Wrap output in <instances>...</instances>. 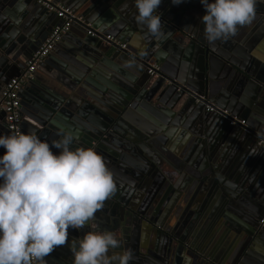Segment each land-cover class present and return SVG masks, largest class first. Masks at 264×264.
I'll return each mask as SVG.
<instances>
[{
  "label": "water",
  "instance_id": "95a60500",
  "mask_svg": "<svg viewBox=\"0 0 264 264\" xmlns=\"http://www.w3.org/2000/svg\"><path fill=\"white\" fill-rule=\"evenodd\" d=\"M57 1L86 21L74 52L83 60L67 57L42 86L35 74L36 117L23 118V127L31 123L50 144L61 128L71 131V148H94L116 191L91 222L69 228L46 264H73L71 242L93 230L117 233L121 247L114 251L130 249V264H184V253L190 264H264V0L251 23L214 43L204 35L200 0H162L155 36L137 22L134 0ZM17 2L30 9L23 28L42 14L56 17L35 0ZM6 50L0 44V55ZM200 95L248 126L233 128L208 113Z\"/></svg>",
  "mask_w": 264,
  "mask_h": 264
},
{
  "label": "clouds",
  "instance_id": "9594fccd",
  "mask_svg": "<svg viewBox=\"0 0 264 264\" xmlns=\"http://www.w3.org/2000/svg\"><path fill=\"white\" fill-rule=\"evenodd\" d=\"M162 0H134L136 20L152 35L161 31L156 9ZM185 0H171L179 5ZM257 0H200L209 43L234 36L251 23ZM50 144L36 134L0 135V264H46L45 257L68 241V230L91 222L116 191L111 171L92 147L71 148L76 136L60 129ZM52 148L58 149L54 154ZM112 231H89L73 240V264H130L133 252ZM111 252V254H110ZM184 264L191 258L182 254Z\"/></svg>",
  "mask_w": 264,
  "mask_h": 264
},
{
  "label": "crops",
  "instance_id": "0c3cea01",
  "mask_svg": "<svg viewBox=\"0 0 264 264\" xmlns=\"http://www.w3.org/2000/svg\"><path fill=\"white\" fill-rule=\"evenodd\" d=\"M58 2L65 6L60 1ZM20 4L21 3H18L17 0H0V44L7 49L6 51H8L6 57L3 56L4 54L0 55V111H2L0 114V135H8L6 114L3 110H1V90L11 79L18 78L22 75L26 69L27 62L31 59L30 57L33 55L37 46L41 45L50 36L52 29H54L61 22L57 17L47 13L36 17V19L31 22V26L23 28L20 24L22 21L21 17L25 13L27 16V13L30 12V9L29 7H20ZM76 14L80 17H83L77 12ZM84 33L85 32L81 27L74 26L73 29L64 37V40L60 43V45H58V47L51 54L54 60L48 57V60H46L42 66L39 67L36 75H38L40 78L38 80V84H40V86H42L41 82L46 81L47 75L54 72L57 66L63 62H68L66 61V59H68L67 57H74L76 59L82 58L81 61L83 60L82 55H79V53L78 55L74 54V52L80 49L78 45L80 44L81 36L84 35ZM32 84H27L22 90L21 94L24 113L26 111V114H24L23 118H26L27 121L35 120L36 116L32 113V109H34V104L37 102V100L34 95L39 94L40 96V92L35 89L39 87H37L36 84V86ZM28 123L26 124L28 126V129L26 128L28 130L27 132L34 130L33 125ZM26 129H24V133L26 132ZM35 131L37 132L36 128ZM49 131L50 133H54L52 130ZM177 147L178 145H176V148ZM0 148L2 149V154H4L5 149L2 147ZM177 151H179V149H177ZM173 157H179V155L175 153L173 154ZM161 159H163L162 155ZM164 169L171 175V177H175V175L178 174V172H176V170L172 167H165ZM262 171L263 170H261L259 174H261ZM260 187L264 189V183H262Z\"/></svg>",
  "mask_w": 264,
  "mask_h": 264
},
{
  "label": "built area",
  "instance_id": "2783aa9c",
  "mask_svg": "<svg viewBox=\"0 0 264 264\" xmlns=\"http://www.w3.org/2000/svg\"><path fill=\"white\" fill-rule=\"evenodd\" d=\"M38 5L43 7L47 12L56 14L61 21L51 32L50 36L45 40L41 47L32 55L27 62L26 69L18 78L11 79L2 89V108L7 118V130L13 132H24L23 114H22V90L24 87L34 80L35 74L45 60L53 53V51L64 40V37L78 25L84 28L86 21L83 17L78 16L72 9L61 5L57 0H35ZM89 28L92 26L87 24ZM88 36H95L92 30H87ZM106 41L114 42L123 50L128 49L127 43H122L108 35ZM159 68L154 65L149 74L154 76ZM198 103L205 104L206 111L211 114L218 115L226 119L228 125L233 128H246L248 120L233 114L230 110L217 106L210 102L208 95H200L197 99ZM260 144H264L261 141ZM264 222V221H263Z\"/></svg>",
  "mask_w": 264,
  "mask_h": 264
},
{
  "label": "flooded vegetation",
  "instance_id": "af4514ba",
  "mask_svg": "<svg viewBox=\"0 0 264 264\" xmlns=\"http://www.w3.org/2000/svg\"><path fill=\"white\" fill-rule=\"evenodd\" d=\"M264 226V222H262V227Z\"/></svg>",
  "mask_w": 264,
  "mask_h": 264
}]
</instances>
